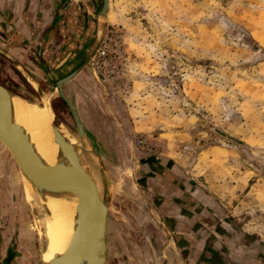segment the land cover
Listing matches in <instances>:
<instances>
[{"label":"rangeland","instance_id":"374dc122","mask_svg":"<svg viewBox=\"0 0 264 264\" xmlns=\"http://www.w3.org/2000/svg\"><path fill=\"white\" fill-rule=\"evenodd\" d=\"M108 10L93 64L105 83L82 73L65 90L85 127L108 136L118 165L132 166L133 177L108 167L123 184L108 214L104 264L169 263L156 223L164 222L142 187L143 164L154 157L175 161L264 240V0H109ZM0 195L40 258L38 214L1 144Z\"/></svg>","mask_w":264,"mask_h":264},{"label":"water","instance_id":"95a60500","mask_svg":"<svg viewBox=\"0 0 264 264\" xmlns=\"http://www.w3.org/2000/svg\"><path fill=\"white\" fill-rule=\"evenodd\" d=\"M108 9L109 0H104L102 10L105 17L104 31L107 28ZM101 41L102 36L99 44ZM94 58V50L76 56H71L68 51L58 54L51 70L46 72L52 84L50 95L48 96L38 85L35 88L41 98V104L47 101L52 115L51 128L57 145L55 161L52 164L42 156L32 135L16 118V102H32L0 86V144L13 158L25 198L38 214L43 230V239L40 238V245H43L39 251L40 264L105 263L108 250L106 238L108 214L115 189L119 184H123L119 177H116L118 184L113 183L108 167L117 175L127 170L132 171V166L123 169L118 165L109 146L108 136L102 130L98 135L85 127L77 111L74 97L69 96L63 88L81 72L92 85L99 79L105 83L101 74L93 67ZM21 73L27 80L31 78L34 81L26 70L21 68ZM60 104L71 117L73 123L71 127L55 112V107H59ZM129 162L132 164L131 159ZM130 175L133 177L132 172ZM59 204L72 207V237L63 253L55 255L49 262H44L42 254L47 247L44 223L47 220L54 221L53 206ZM152 212L158 219L157 212L153 209ZM156 223L166 237L165 248L173 246L169 230L164 224L158 221Z\"/></svg>","mask_w":264,"mask_h":264},{"label":"flooded vegetation","instance_id":"af4514ba","mask_svg":"<svg viewBox=\"0 0 264 264\" xmlns=\"http://www.w3.org/2000/svg\"><path fill=\"white\" fill-rule=\"evenodd\" d=\"M103 3L104 0H0V54L5 56L0 55V86L40 104L39 94L21 68L50 95L52 84L46 72L51 70L58 54L68 51L76 56L94 50V64L108 30H103ZM80 77L82 72L64 90ZM55 112L65 115L61 104ZM5 208L0 206V264H40L34 235L28 240L17 215H11V205ZM139 262L150 264L149 259Z\"/></svg>","mask_w":264,"mask_h":264},{"label":"crops","instance_id":"0c3cea01","mask_svg":"<svg viewBox=\"0 0 264 264\" xmlns=\"http://www.w3.org/2000/svg\"><path fill=\"white\" fill-rule=\"evenodd\" d=\"M143 170L142 187L172 237L168 264H264V240L229 219L219 199L175 161L154 157ZM133 252L146 257L142 249Z\"/></svg>","mask_w":264,"mask_h":264},{"label":"bare ground","instance_id":"6f19581e","mask_svg":"<svg viewBox=\"0 0 264 264\" xmlns=\"http://www.w3.org/2000/svg\"><path fill=\"white\" fill-rule=\"evenodd\" d=\"M105 18V17H104ZM109 19V12L106 15ZM29 83L37 88V84L31 78ZM21 101V100H19ZM22 102V101H21ZM16 102V118L33 137L34 143L39 148L42 156L49 162L54 163L57 145L54 142V135L51 128L52 115L47 106L44 104ZM68 206V205H67ZM54 221L48 220L44 223L47 247L42 254V260L49 262L55 255H59L68 247L72 233V207L65 205H54ZM36 230V229H35ZM40 234H43L40 232Z\"/></svg>","mask_w":264,"mask_h":264}]
</instances>
